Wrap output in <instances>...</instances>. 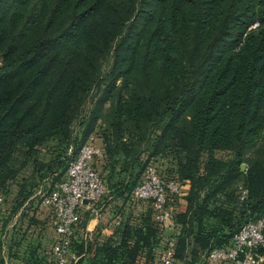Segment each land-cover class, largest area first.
<instances>
[{
  "label": "trees",
  "instance_id": "trees-1",
  "mask_svg": "<svg viewBox=\"0 0 264 264\" xmlns=\"http://www.w3.org/2000/svg\"><path fill=\"white\" fill-rule=\"evenodd\" d=\"M100 119L104 196L130 195L147 162L171 154L189 187L175 256L194 264L230 245L264 218V0H0V186L26 165L23 202L61 179ZM154 241L147 215L120 221L74 264H136Z\"/></svg>",
  "mask_w": 264,
  "mask_h": 264
},
{
  "label": "rangeland",
  "instance_id": "rangeland-1",
  "mask_svg": "<svg viewBox=\"0 0 264 264\" xmlns=\"http://www.w3.org/2000/svg\"><path fill=\"white\" fill-rule=\"evenodd\" d=\"M111 59V56H107L101 61V73L109 68ZM93 95L94 91H91L86 97V101L83 105L84 112H87L91 104L94 102V99L92 98ZM109 109L110 102L105 104L104 112H108ZM105 126L106 124L104 122V119L98 120L95 130L89 135L84 143L90 142L95 145L102 146L103 148V137L101 132L102 129L105 128ZM70 127L72 128L74 133H77L78 122L74 121ZM50 144L52 143L50 142L49 145ZM213 154L216 158L224 161H229L232 158V153L227 150L217 149L213 152ZM40 157H47L45 156L44 149L41 150ZM97 159L98 158H96L93 162L94 168L104 179L105 172L103 171L102 164H104L105 161L101 162ZM102 160H105V157H103ZM148 163L154 164L159 173L165 178L173 177L178 180L177 176L174 173V161L171 154L164 158H153L149 160L147 164ZM242 164L244 165L243 169H245L246 164ZM28 173L29 168H27V166L25 165L18 170V174L16 177L6 179L5 184L0 186V195L3 198V203L0 207V211L16 214L10 215L8 219H0V242H4V244L6 245H9L10 243L11 245L10 249H8L9 251L5 249V254L0 250V260L5 261L6 259H8L9 261V259L11 258L12 262H14L15 264H34L35 262L39 264H47V259L50 258V247L56 240V234L54 232L52 223V211L50 206L44 204V198L62 178L58 180L53 179V176L44 178L42 181L38 182V184L34 187L31 195L25 201L19 202L21 199V197L18 196L19 183L21 178L23 176H27ZM139 182L140 180L138 181L136 186L139 184ZM185 184L187 183H181L182 192L178 197L176 196L173 199V203L170 202V206L174 207V210H176L177 212L180 210L182 203L185 202L184 195L189 189V187L185 186ZM241 191L242 187L239 186V200H242L240 197ZM104 195L98 199L94 206L97 216L99 214L105 216L107 222H105L104 224L109 225V227L113 229V232L119 226V224L115 223L116 220H119L121 222L128 221L130 224L136 225L139 224L140 219L143 215L148 216L149 224L156 231V241H154L151 250L148 253L149 255L147 256L146 251L142 252L141 255L137 258L138 260L136 264H153V262L160 257L165 246V231L153 219L149 203L144 200H131V195L129 194L125 197H113L109 193L106 196ZM244 198L245 197H243V199ZM84 214L83 218L86 217L87 219L91 216L96 215L94 213H91L90 211H86L84 212ZM83 218L81 219L80 223L82 222ZM4 220L8 223L7 226L2 225V222ZM78 227H81V225H79ZM169 233L171 234L172 232ZM112 234H110L109 236H102L100 233L92 232L91 235L87 234L86 236H84V234H82L81 236L77 235V237H71L70 248L72 254L75 257H78L76 262H78L79 260L86 261L94 257L95 254H97V247L104 243L106 239ZM113 240H116L115 237L113 238ZM2 255L4 257H2Z\"/></svg>",
  "mask_w": 264,
  "mask_h": 264
},
{
  "label": "built area",
  "instance_id": "built-area-1",
  "mask_svg": "<svg viewBox=\"0 0 264 264\" xmlns=\"http://www.w3.org/2000/svg\"><path fill=\"white\" fill-rule=\"evenodd\" d=\"M104 157L102 146L84 143L71 160L62 179L44 198L50 206L56 240L50 247L47 264H73L78 257L72 254L70 238L74 236L86 211L96 214L95 203L105 192L103 179L94 168L96 158ZM181 182L164 177L154 164H146L139 184L131 192V200L149 203L153 219L164 229L165 246L153 264H183L175 256V222L177 211L170 206L180 195ZM246 190L242 188L241 199ZM3 198L0 195V207ZM116 224L119 220H116ZM169 232H172L169 234ZM167 234V235H166ZM264 262V218L245 222L234 234L231 244L209 250L201 262L194 264H261Z\"/></svg>",
  "mask_w": 264,
  "mask_h": 264
},
{
  "label": "crops",
  "instance_id": "crops-1",
  "mask_svg": "<svg viewBox=\"0 0 264 264\" xmlns=\"http://www.w3.org/2000/svg\"><path fill=\"white\" fill-rule=\"evenodd\" d=\"M102 158H98L97 160H100L102 162V161H104V160H102ZM185 186H188V184H185ZM184 209H185V202L182 203V206L180 207L179 211L182 212ZM10 215H16V214H14V213L11 214L10 212L6 213L3 211H0V219H8L10 217ZM105 215H106V213H105ZM85 219H86L85 223L82 224V222H81L79 224V225H81V227L77 228L73 237H77V235L81 236L82 234H84V236H86L87 234L91 235L92 232L100 233L102 236H104V235L109 236L110 234L113 233V229L111 227H109V225L104 224L105 222H107V219L105 218V216H102V214H99L98 216L96 214L94 216H91L88 219L87 218H85ZM83 221H84V218H83ZM2 223H3L2 225H4V226H7V224H8L5 220ZM177 230H178V228H177ZM10 246H11L10 243H9V245L8 244L6 245V244H4V242L3 243L0 242V250L3 251L4 254H5V249L7 251H9L8 249H10ZM3 255H2V257H4ZM7 261H8V259L3 261V264H15L14 262H12L11 258L9 259L8 262ZM18 264H21V263H18Z\"/></svg>",
  "mask_w": 264,
  "mask_h": 264
},
{
  "label": "water",
  "instance_id": "water-1",
  "mask_svg": "<svg viewBox=\"0 0 264 264\" xmlns=\"http://www.w3.org/2000/svg\"><path fill=\"white\" fill-rule=\"evenodd\" d=\"M241 167L244 168V165L242 164ZM169 234H170V233H169Z\"/></svg>",
  "mask_w": 264,
  "mask_h": 264
}]
</instances>
